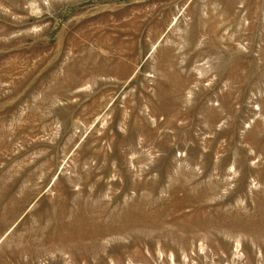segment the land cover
I'll list each match as a JSON object with an SVG mask.
<instances>
[{"label":"rangeland","instance_id":"obj_1","mask_svg":"<svg viewBox=\"0 0 264 264\" xmlns=\"http://www.w3.org/2000/svg\"><path fill=\"white\" fill-rule=\"evenodd\" d=\"M0 264H264V0H0Z\"/></svg>","mask_w":264,"mask_h":264}]
</instances>
